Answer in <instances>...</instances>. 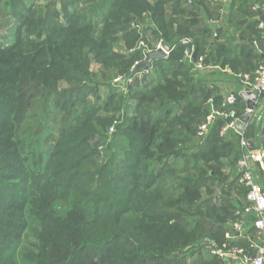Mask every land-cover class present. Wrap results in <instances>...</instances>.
I'll list each match as a JSON object with an SVG mask.
<instances>
[{
  "label": "trees",
  "instance_id": "1",
  "mask_svg": "<svg viewBox=\"0 0 264 264\" xmlns=\"http://www.w3.org/2000/svg\"><path fill=\"white\" fill-rule=\"evenodd\" d=\"M38 1L0 0V264H227L205 239L255 256L225 237L245 205L238 174L226 173L242 156L239 136L220 135L222 118L197 135L206 102L226 97L209 78L215 69L193 71L181 44L190 37L196 59L238 72L220 62L222 33L201 11L217 20L223 0ZM233 1L223 18L236 24L261 10ZM258 26L249 25L253 47L264 43ZM142 38L172 51L132 74L149 49L128 50ZM236 100L229 110L240 117L246 103ZM253 127L260 150L261 123Z\"/></svg>",
  "mask_w": 264,
  "mask_h": 264
},
{
  "label": "built area",
  "instance_id": "2",
  "mask_svg": "<svg viewBox=\"0 0 264 264\" xmlns=\"http://www.w3.org/2000/svg\"><path fill=\"white\" fill-rule=\"evenodd\" d=\"M229 0H223L224 8L221 9V13L225 9V4ZM214 2V0H211ZM256 9H259L256 7ZM260 10V9H259ZM221 21V18L211 21L212 26H215L216 29ZM261 30L264 31V22L259 20V26ZM217 30V29H216ZM217 36V32H214V37ZM181 44L184 46V61L187 64L193 65V71L200 73V75L208 73L209 70L215 69L214 66H209L205 64V56H198L195 58L196 47L191 38H184L181 40ZM142 44L140 48H143ZM254 46L260 49L261 53L264 54V43L258 45L257 42H254ZM163 49L166 57H168L172 51L170 48L162 47L160 44L156 47V50ZM153 50H147L144 52V57L147 53L152 52ZM137 64V63H136ZM148 73V70H147ZM233 79L241 83L240 89L234 94H229L225 98V102L216 112L207 116L206 121L201 125L198 131V137L201 140L206 138V135L209 132L210 127H212L216 122L217 118H223L226 121H230L224 126L220 132V135H226L229 131H234L237 133L238 143L241 149L242 156L238 161V185L246 190L245 194V205L238 210V215L240 214L242 221L232 225L234 229L233 235L231 233H226V238L229 240H238L244 239L250 245V249L256 251V255L253 256L250 250L244 247H235L224 248L219 247L216 243L211 240L205 239L204 244L207 247L208 251L217 256L219 259H222L227 264H264V189L260 183V176L254 169L255 164L260 169L264 170L263 154L258 150L252 149V143L246 139L245 133L247 127L251 122H253L254 117L261 112L263 98H264V59L263 62L257 66V68L252 71V73H234ZM121 78L116 79V83H120ZM132 79L128 78L127 82L131 83ZM247 94L253 95L252 101L254 103V108L252 111L247 110L251 115V122L247 124L244 129V132L238 133L235 130V123L239 119L236 115V111L229 110V108L234 107L236 104V97H240L242 100L245 99ZM245 101V100H244ZM246 103V102H245ZM254 216L252 226L257 230V236L259 237L258 242H254L252 239L246 236L245 221L248 217ZM244 219V220H243Z\"/></svg>",
  "mask_w": 264,
  "mask_h": 264
},
{
  "label": "crops",
  "instance_id": "3",
  "mask_svg": "<svg viewBox=\"0 0 264 264\" xmlns=\"http://www.w3.org/2000/svg\"><path fill=\"white\" fill-rule=\"evenodd\" d=\"M251 2L255 5V7H257L256 0H251ZM261 11L263 12L264 15V6L261 8ZM237 19L241 20L240 18ZM257 19L258 20L261 19L260 13L257 16L255 15V17H250V19H247L245 21H243L242 19L238 24H236V22H233L232 20L230 21V19L228 21L226 18L222 17L221 21L223 22H221L220 25L216 28L217 36L218 34L222 33V38L220 39V41L221 44L224 45V47L221 48L220 51L221 52V56H219L220 62L231 63L229 61H232L231 64L234 65V68H236L238 72H240L239 70L242 67L245 69V71L252 72L253 69L257 68L258 64H261L263 62L264 54L261 53L260 49L254 46L258 50V52L257 51L255 52L253 49L254 47L252 46V41L248 39V37H250L252 33V30L249 27V25L253 21L255 20L257 21ZM235 25L242 26L244 29H246V31H244L243 33L241 31H238L235 28ZM219 31L220 33H218ZM263 37H264V31H263ZM256 53H258V55ZM229 67L231 68V66H227V68L222 69L216 66L215 70L212 71L210 74L211 78L209 77L211 81L215 83V85H217L219 94L222 95L224 92L223 96L234 94L241 87V83L233 79V74L236 73V71H233V73H231L230 71L232 70ZM225 91H227V93ZM263 111H264V101L262 104L261 112L254 117L253 122H251L249 126L252 125L253 127L257 124L258 117L261 115ZM258 170L262 173L261 175L263 176L264 170L260 168H258ZM260 172H257L259 176H260ZM253 219L254 216H250L247 218L246 220L247 228H250L252 226Z\"/></svg>",
  "mask_w": 264,
  "mask_h": 264
},
{
  "label": "rangeland",
  "instance_id": "4",
  "mask_svg": "<svg viewBox=\"0 0 264 264\" xmlns=\"http://www.w3.org/2000/svg\"><path fill=\"white\" fill-rule=\"evenodd\" d=\"M233 0H229L228 2H226V4H225V9H224V11L221 13V16H220V18L222 19V17H224V15H227L226 13H228V9H230V7L232 6V4H233ZM51 3V1L50 0H47V1H38L37 2V8L38 9H40V8H43L44 6H47V5H49ZM91 5V4H90ZM90 5H87V6H82L81 7V10H85V11H87V9H90L91 7H88V6H90ZM259 9H261L260 7H258ZM18 9H20V8H18ZM21 10V9H20ZM19 10V11H20ZM253 10H254V12L256 13V12H258V9H256V7L254 6L253 7ZM263 10V9H262ZM0 11H2V8H1V6H0ZM201 11H203V16H205L204 17V21L207 23V25H208V27L211 29V31H212V33L214 34V32H216V29H214V27L212 26V24H211V21H210V19H208V16L206 15V13H205V11L204 10H202L201 9ZM2 13H3V11H2ZM256 15H258V14H256ZM4 19V18H3ZM16 22V20L15 19H12L11 20V26H13L14 25V23ZM3 25H5V23L3 24ZM136 28V27H135ZM6 32V28H2L1 29V31H0V36H2L3 35V33H5ZM187 38H190V37H187ZM0 42H1V37H0ZM142 44H144L143 46H145L146 47V49H149V50H153V51H156V47L158 46V44H160L162 47H165V48H167L168 46L167 45H165V41H163V40H161L160 39V41L158 42V43H156V44H153V45H150L149 44V42L146 40V39H141L139 42H137V43H135L133 46H131L130 48H129V50H128V53H135V52H137L139 49V47H141L142 46ZM139 62H141V61H138V62H136V63H139ZM144 72H146V74H147V71H144ZM231 73H233V71H230ZM237 73H240V72H237ZM223 75V74H222ZM126 77V76H125ZM210 77V76H209ZM121 78V77H120ZM211 78V77H210ZM121 79H124L123 77L121 78ZM236 80V79H235ZM216 86V85H215ZM126 90H127V86L125 87V88H122L121 89V93H125L126 94ZM226 93H227V91H225ZM223 94H224V92H223ZM222 94V95H223ZM226 95V94H225ZM226 97V96H225ZM219 103V102H218ZM216 101H214L213 100V98H210L207 102H206V104H205V108H206V110H207V112H208V116L210 115V114H212V113H214V112H216L221 106L218 104ZM217 119H219V118H217ZM223 119V118H222ZM230 121H227V123H229ZM115 125V124H114ZM112 126V127H110L109 128V131H108V134H114L115 132H116V129H115V126ZM256 133V129L253 127H251V129H249L248 130V133H246V139L248 140V141H250L251 143L252 142H256V141H258V137H257V135L255 134ZM254 140V141H253ZM237 144H236V146H235V144H234V146H235V149L237 150V152H239V148H240V146H239V144H238V141L236 142ZM233 150H234V147H233ZM241 150V149H240ZM237 154V153H236ZM235 154V152L233 151V153H232V155H233V158H236L237 156H238V159H239V155L237 154L236 155ZM240 160V159H239ZM254 166H256V167H254V169L257 171V172H260L259 170H258V166H257V164H255ZM237 169H238V166L236 167ZM234 169V167H232V168H230V169H227L226 170V173H229V174H232V180H234L235 179V177H236V175L238 174V172H237V169ZM228 174V175H229ZM262 173L260 172V183L262 184V186H263V189H264V175L262 176L261 175ZM235 195L236 196H238V198H240L239 197V194L237 193V192H235ZM240 196H241V194H240ZM242 197V196H241ZM234 200H235V198H233ZM232 201L233 203H237L236 201Z\"/></svg>",
  "mask_w": 264,
  "mask_h": 264
},
{
  "label": "water",
  "instance_id": "5",
  "mask_svg": "<svg viewBox=\"0 0 264 264\" xmlns=\"http://www.w3.org/2000/svg\"><path fill=\"white\" fill-rule=\"evenodd\" d=\"M260 16H261V21L264 22V15L263 12L260 10L259 11ZM166 54L164 52L163 49H159L156 51H152L150 53H147L144 57V59L137 63L134 68L132 69V74H141L144 71H147L149 69H151L152 64L157 61L160 60L161 58H165ZM253 95L251 94H247L245 97V102L247 104V110L248 111H252L254 108V103L252 101ZM251 115L249 112H245L243 115H241L239 117V119L236 121L235 123V130L238 133H242L244 132L245 127L247 126V124H249L251 122ZM258 124L261 123V131H260V136H261V140H260V151L263 154V162H264V111L261 113V115L258 117Z\"/></svg>",
  "mask_w": 264,
  "mask_h": 264
},
{
  "label": "bare ground",
  "instance_id": "6",
  "mask_svg": "<svg viewBox=\"0 0 264 264\" xmlns=\"http://www.w3.org/2000/svg\"><path fill=\"white\" fill-rule=\"evenodd\" d=\"M248 128V127H247ZM247 131V130H246Z\"/></svg>",
  "mask_w": 264,
  "mask_h": 264
}]
</instances>
